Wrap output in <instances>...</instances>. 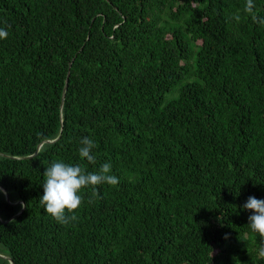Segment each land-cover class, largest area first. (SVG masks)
Returning <instances> with one entry per match:
<instances>
[{
  "label": "trees",
  "instance_id": "obj_1",
  "mask_svg": "<svg viewBox=\"0 0 264 264\" xmlns=\"http://www.w3.org/2000/svg\"><path fill=\"white\" fill-rule=\"evenodd\" d=\"M248 2L0 0V264H264L241 210L264 199V0ZM57 160L119 182L58 222L40 202Z\"/></svg>",
  "mask_w": 264,
  "mask_h": 264
},
{
  "label": "clouds",
  "instance_id": "obj_2",
  "mask_svg": "<svg viewBox=\"0 0 264 264\" xmlns=\"http://www.w3.org/2000/svg\"><path fill=\"white\" fill-rule=\"evenodd\" d=\"M252 0H249L247 11L252 12ZM8 32L0 28V38H6ZM78 149L81 160L90 163L95 162L92 150L95 147L93 140L88 137L82 138ZM112 165L106 162L98 171H87L80 164L66 163L57 160L50 163L44 171V181L41 185L43 193L40 202L43 210L56 221L62 222L67 219V214L72 213L82 204L81 191L85 188L97 185H116L119 182L117 176L111 174ZM239 194V193H238ZM241 210L250 213L247 226L252 233L264 238V199L255 196L248 197L241 205ZM75 219V216H72ZM259 255L264 257V246L259 249Z\"/></svg>",
  "mask_w": 264,
  "mask_h": 264
},
{
  "label": "water",
  "instance_id": "obj_3",
  "mask_svg": "<svg viewBox=\"0 0 264 264\" xmlns=\"http://www.w3.org/2000/svg\"><path fill=\"white\" fill-rule=\"evenodd\" d=\"M70 73L68 74V77H67V81H66V85H65V89H64V96H63V101L65 99V96H66V93H67V90H68V87H69V82H70ZM39 151V150H38ZM12 264H14V262L12 261Z\"/></svg>",
  "mask_w": 264,
  "mask_h": 264
},
{
  "label": "bare ground",
  "instance_id": "obj_4",
  "mask_svg": "<svg viewBox=\"0 0 264 264\" xmlns=\"http://www.w3.org/2000/svg\"><path fill=\"white\" fill-rule=\"evenodd\" d=\"M40 149V148H39Z\"/></svg>",
  "mask_w": 264,
  "mask_h": 264
}]
</instances>
